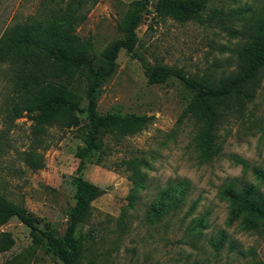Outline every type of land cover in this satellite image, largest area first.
Instances as JSON below:
<instances>
[{"label":"rangeland","instance_id":"obj_1","mask_svg":"<svg viewBox=\"0 0 264 264\" xmlns=\"http://www.w3.org/2000/svg\"><path fill=\"white\" fill-rule=\"evenodd\" d=\"M137 0H99L83 10L86 19L76 33L91 39L90 56L102 63V53L122 37L118 24ZM158 0L144 11L136 30L138 44L133 53L122 50L115 73L99 89L101 115L137 114L152 116V123L140 134L114 144L104 166L95 164L94 154L78 174L76 153L84 146L87 115L80 114L81 126L67 131L50 128L45 168L30 170L22 160L32 138L27 118L9 122L4 103L11 93L8 66H0V192L9 201L25 207L46 230L61 237L75 205L74 178L82 177L106 190L93 202V216L83 226L86 236L84 264H251L264 261V239L243 232L239 223L227 224L229 205L220 199L223 186L258 185L252 169L264 170V71L255 98L245 115L227 120L219 130L222 151L211 162H202L195 147L196 124L184 117L194 92L171 76L164 84H150L146 68L166 65L182 69L188 76L208 77L214 82L234 74L238 56L248 43L253 19L264 0H210L203 13L204 23L158 20L153 11ZM43 0H0V38L10 28L41 13ZM142 60H140V59ZM89 80L79 76L73 89L87 107ZM138 159L146 189L134 192L130 170L114 165ZM244 162L247 169L243 166ZM245 169V170H244ZM179 182L189 184L183 208L160 219L149 217L161 191ZM264 194V186H260ZM129 196L134 197L133 206ZM198 201L197 209L189 215ZM127 210L125 216L123 211ZM203 220L204 228L197 227ZM15 245L0 253V264H63L33 243L30 229L17 218L2 227ZM221 248L214 247L221 234Z\"/></svg>","mask_w":264,"mask_h":264},{"label":"trees","instance_id":"obj_2","mask_svg":"<svg viewBox=\"0 0 264 264\" xmlns=\"http://www.w3.org/2000/svg\"><path fill=\"white\" fill-rule=\"evenodd\" d=\"M99 0H43V11L26 22L8 29L0 38V66L7 65L11 93L4 103V114L9 122L27 118L32 122L31 145L22 153V160L32 171L45 168V152L50 148L48 130L57 127L62 131L79 128L80 114L87 115V131L84 146L76 153L79 159L78 174L82 173L87 160L94 154L96 165H105L115 145L127 137L140 134L152 123L153 117L137 114L101 115L98 111L99 89L117 69V58L122 50L133 53L138 44L136 30L144 18L145 9L151 0L133 2L118 31L122 37L112 41L102 53V63L96 64L90 56L93 48L91 39L84 40L77 33V26L86 19L83 10L88 4ZM210 0H158L154 15L160 20L172 19L178 23H204L203 13ZM140 59V58H139ZM141 60V59H140ZM142 61V60H141ZM264 71V5L253 19L248 43L238 56L234 74L214 82L208 77L188 76L182 69L166 65L146 68L150 84H164L175 76L194 92L184 117L192 120L198 131L194 144L202 162H211L222 151L219 130L229 119L245 115L248 104L253 101L261 85ZM86 75L89 83L86 90L87 107L82 108V97L73 89L79 76ZM245 169L247 165L244 162ZM146 164L138 159L123 160L113 167H123L132 173L134 192L146 189L145 175L141 167ZM244 169V170H245ZM255 184L238 185V180L227 182L220 191V199L229 205V226L239 223L243 232H253L264 239V170L253 168ZM76 186L75 205L70 210L66 232L59 237L47 225L46 230L25 208L9 202L0 192V253L11 250L15 241L12 235L2 231L12 218H17L30 229L34 245L44 248L47 254L58 258L63 264H84L86 236L83 226L93 216V202L102 197L106 190L82 177L74 178ZM189 184L179 182L161 191L150 218L160 219L176 214L183 208ZM133 206L134 197L129 196ZM198 206L194 202L191 215ZM128 209L123 211L126 215ZM197 227L204 228L203 220ZM222 233L215 248L223 245ZM251 264H264L258 259Z\"/></svg>","mask_w":264,"mask_h":264}]
</instances>
